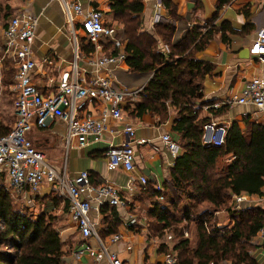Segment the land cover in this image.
Returning <instances> with one entry per match:
<instances>
[{"label":"trees","instance_id":"trees-1","mask_svg":"<svg viewBox=\"0 0 264 264\" xmlns=\"http://www.w3.org/2000/svg\"><path fill=\"white\" fill-rule=\"evenodd\" d=\"M229 1L219 0L217 7ZM163 3L176 18V6L169 0ZM111 7L124 22L120 39L127 41L126 64L133 71L152 73L144 87L146 97L138 106V114L144 110L166 114L167 104L177 110L173 131L182 152L175 158L163 189H144L145 200H150L145 213L149 235L163 237L167 243L162 244L161 251L174 250L179 264H258L252 249L264 226V205L248 204L237 209L233 196L264 194V123L246 118L241 127L233 121L227 126L221 145L206 144L204 127L214 121L201 117L196 104L204 96L202 81L213 65L197 59L195 52L218 30L211 22L206 24L205 33L194 25L185 38L173 43L176 28L166 21L157 23L155 34L170 49L166 57L154 35L138 31L140 17L129 13L142 11L140 0H114ZM14 14L10 0H0V23L5 25ZM213 103L214 100L209 104ZM223 111L221 106L209 113L217 115ZM14 123L8 127L0 120V135L8 133ZM1 175L5 178L4 173ZM59 196L56 191L43 197L37 195L35 201L42 209L36 216L7 187L0 186V264H65L69 251L56 229L53 213ZM118 209L108 204L102 208L106 213L100 228L102 237L117 231L121 222ZM220 210L230 216L232 226L222 227L216 221ZM185 222L195 224L193 246L184 237ZM169 233L173 234L171 240H167Z\"/></svg>","mask_w":264,"mask_h":264},{"label":"crops","instance_id":"crops-1","mask_svg":"<svg viewBox=\"0 0 264 264\" xmlns=\"http://www.w3.org/2000/svg\"><path fill=\"white\" fill-rule=\"evenodd\" d=\"M79 1L82 2L84 9H101L104 12L105 25L115 28V40L103 37V50L100 53L103 52L108 55L125 53L127 41L120 39L124 22L116 17L115 11L111 7L114 0ZM169 1L176 6V18L170 15L164 3L162 7L157 8V0H140L142 11L140 13H129L131 16L140 17L142 22L138 31H146L154 35L158 40L159 49L166 57L170 49L155 34L157 23L166 21L176 28L172 38L173 43L185 38L189 29L194 25L203 28V33H205L206 24L211 22V25L218 30L214 32L212 38L206 42L200 51L195 52L197 59L213 65L210 74H207L202 81L204 96L196 101L199 115L210 117L214 122L226 126L233 121H237L243 127L246 118L250 121L264 123V115L257 112L252 105H222L225 111L217 115L209 113L212 108H205L213 100L222 104L225 97L240 92L252 76L258 73L260 69L258 57L250 52V47L257 31L264 28V0H231L220 8L217 7L219 0ZM10 4L15 13L25 11L38 17L39 24L33 44L37 60L34 81L41 87L43 93L54 90L52 86L56 84L60 73L71 67L75 42H78L80 47L79 64L84 69L82 77L84 79L91 77L92 67L87 63V57L94 51V46L87 42L80 24L75 25L73 28L66 24L60 0H10ZM198 41L195 43H198ZM190 48H193V44ZM46 59H50L52 63L48 64ZM151 76V72L133 71L126 64V60L119 65L116 72L119 85L128 89L145 87ZM144 100L145 97H140L136 101L127 99L123 104L124 122L109 121L107 129L98 142L92 141L89 144L80 146L78 142L72 141L70 146L66 148L64 144L66 124L58 117L52 119L47 127L39 128L35 126L36 129L29 132V139L33 145L38 149H42L46 153V157H52V163L49 164L57 171L65 169L67 174L74 176L81 170H88L95 178L94 183L114 185L119 189L121 196L127 199L130 212L133 213L132 209L136 210L138 222L130 224L124 221L127 210L118 209L121 213V222L116 232L121 234V238L116 243L111 244L110 247L125 264H162L165 252L161 251V246L167 242L163 237L150 236L148 233V227L146 226L148 220L145 213L150 206V200H145L144 189L157 186L163 189V183L169 178V171L174 165L175 158L182 152L181 145L177 140V133L173 131V120L177 115L175 107L167 104L166 114L151 110H144L141 114H138V106ZM11 108L12 116L16 120L13 97L11 98ZM88 109L95 112V108L92 106H89ZM0 120H2L1 117ZM125 123L135 125V135L132 143L136 155L135 171L132 173L121 168L109 169L107 165L106 152L108 148L127 139L124 133ZM164 134H169L172 139L179 143L178 156L174 157L165 147L161 138ZM206 137H209L208 132ZM141 139H145L146 142L137 143ZM203 140L205 143L204 137ZM61 150L64 151V156L61 155ZM58 155L63 157L62 163H60ZM141 175L148 178L146 185L141 183L139 178ZM55 191L58 193L57 190L46 183L40 196L43 197ZM257 196H249V200L243 202L242 206L248 204L258 205ZM91 202L93 217L102 228L106 216L102 208L107 204L99 205L94 199ZM22 204L24 205V203ZM25 206L34 210L38 205L36 201L30 200L25 203ZM54 210L59 215L64 212L71 220L65 198L62 197V201ZM216 216H218L216 218L220 226L232 223L230 216L224 210L218 211ZM70 224L73 225L72 222ZM70 229L71 227H66V225H61L59 228L64 242L69 236ZM77 236L79 243L76 246L74 245V249H71L65 255V264H87L92 260L87 253L83 254L80 259L73 257V251L80 248L82 243L79 233ZM253 244L252 253L254 257L258 264H264V241L256 238ZM65 248H67L66 245ZM101 264L107 263L102 261Z\"/></svg>","mask_w":264,"mask_h":264},{"label":"built area","instance_id":"built-area-1","mask_svg":"<svg viewBox=\"0 0 264 264\" xmlns=\"http://www.w3.org/2000/svg\"><path fill=\"white\" fill-rule=\"evenodd\" d=\"M60 4L66 24L72 28L80 24L87 42L94 46V51L87 57V63L92 67L91 77H82L84 69L79 64L80 47L79 43L75 42L71 67L60 73L56 84L52 86L54 90L43 93L34 81L37 60L33 44L39 24L38 17L21 11L7 19L6 24L1 27L0 68L5 61L12 67L13 78L8 89L13 97L16 120L8 133L0 135V174H5L7 190L17 200H23L24 205L30 200L35 201L46 183L68 201L70 219L82 238L80 248L73 251L74 258L80 259L87 253L92 259L87 264H101L102 261L107 264H125L110 248L111 244L120 240L121 234L115 232L105 238L101 236L99 222L93 217L91 200L94 199L99 205L108 204L127 210L124 221L136 224L137 216L134 217L130 212L127 199L121 196L119 189L114 185L94 183L95 178L88 170H81L74 176L67 174L65 169L57 171L46 162L45 153L36 148L27 136L32 127L45 128L52 119L58 117L66 124V148L72 141L78 142L80 146L92 141L98 142L109 121L124 122L123 104L127 99L136 101L140 97H146L144 86L128 89L121 87L117 81L116 71L119 65L125 62V53H100L103 50V37L115 40V28L105 25L104 12L99 8L84 9L79 0H60ZM156 6L162 7L163 0H157ZM250 52L258 57V73L252 76L240 92L225 97L222 104L215 102L205 108L252 105L257 112L264 115V28L257 31ZM46 62L52 63L50 59H46ZM2 82L0 75V84ZM89 106L94 107L95 112L89 110ZM226 128L225 124L216 122L205 125V143L221 145ZM124 133L127 138L125 141L108 148L107 165L109 169L121 168L132 173L135 171L136 153L132 143L135 125L125 123ZM161 138L172 155L178 156L179 143L169 134H164ZM145 142V139L137 141L139 144ZM139 178L142 184L148 183L146 176L141 175ZM156 188L162 189L160 186ZM247 200L249 196L244 194L233 196L237 209ZM257 201L264 205V194L257 196ZM189 235V232L185 231L184 237L189 238ZM256 238L264 241V226ZM171 239L173 234L169 233L167 240ZM162 264H179L176 252L172 249L165 252Z\"/></svg>","mask_w":264,"mask_h":264},{"label":"rangeland","instance_id":"rangeland-1","mask_svg":"<svg viewBox=\"0 0 264 264\" xmlns=\"http://www.w3.org/2000/svg\"><path fill=\"white\" fill-rule=\"evenodd\" d=\"M3 25H4L3 23H0V57L2 56V51H1V47H2V37H1L2 32L1 31H2V28L1 27H3ZM11 68H12L11 64L8 61H5L3 63V67L0 68V75L2 76V80H3L2 84H0V117L2 119L1 121H2L3 125L8 126V127L12 126L14 121H15L14 117L12 116V108H11L12 94H11L10 90L8 89V86L12 83ZM35 129H36V127L34 126V127H32L31 130H35ZM30 131H28V133H27L28 138H29V132ZM63 146H64V144H63ZM40 150H42V149H40ZM61 155L64 156V151H62V150H61ZM58 157L60 158V163H62L63 157L59 156V155H58ZM51 158H52L51 156L46 157V162L48 164L52 163ZM2 185L6 188L7 187V180H6V177L4 178L0 174V186H2ZM58 200H59V202L62 201L61 195L59 196ZM17 201H19L20 204H22L24 202L23 200H19V199ZM162 202H164V201H162ZM16 206L19 207L18 205H16ZM67 206H68V201H67ZM117 208H119L120 210H124L123 208H120V207H117ZM41 209H42V207L37 206L33 210V213L37 216L39 214V212L41 211ZM132 211L134 213V214L133 213L132 214L134 215V217H136V215H137L136 210L132 209ZM56 212H57L56 210L53 211V213L56 215V221H55L56 229L59 231V228L61 225H66V227H68V226L71 227L70 232H69V236L67 239H65L64 246L66 245L67 248H65V249H67V251H70L71 249L73 250L74 249L73 247H75L76 244L79 243V238L77 236L79 232L76 229L74 223L71 220H69L68 216H66L64 214V212H62L63 214H60V215L57 214ZM216 217H218V216H215V218ZM216 221L219 223L217 218H216ZM70 222H72L73 225H71ZM183 225H185V228H184L185 231H188L190 234L188 239L190 241L191 246H193L196 242V238L194 235L195 224H194V222H189V223L185 222ZM232 225H233L232 223H229V225L226 224V225H221V226L227 228V227H230ZM146 226L148 227V224H146ZM59 233H60V231H59Z\"/></svg>","mask_w":264,"mask_h":264},{"label":"water","instance_id":"water-1","mask_svg":"<svg viewBox=\"0 0 264 264\" xmlns=\"http://www.w3.org/2000/svg\"><path fill=\"white\" fill-rule=\"evenodd\" d=\"M117 72V71H116ZM152 74V73H151Z\"/></svg>","mask_w":264,"mask_h":264}]
</instances>
